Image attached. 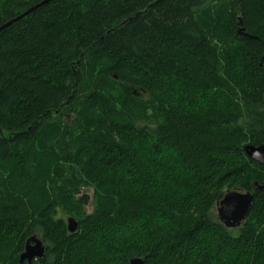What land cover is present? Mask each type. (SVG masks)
<instances>
[{
  "label": "trees",
  "instance_id": "obj_1",
  "mask_svg": "<svg viewBox=\"0 0 264 264\" xmlns=\"http://www.w3.org/2000/svg\"><path fill=\"white\" fill-rule=\"evenodd\" d=\"M41 3L0 32V264L32 235L36 264H264V190L212 216L264 186V0H0V27Z\"/></svg>",
  "mask_w": 264,
  "mask_h": 264
},
{
  "label": "water",
  "instance_id": "obj_2",
  "mask_svg": "<svg viewBox=\"0 0 264 264\" xmlns=\"http://www.w3.org/2000/svg\"><path fill=\"white\" fill-rule=\"evenodd\" d=\"M45 3V2H44ZM36 5L26 12L18 16L17 18L9 21L8 23L0 27V32L9 27L14 22L29 15L35 11L39 6ZM245 38L251 39L250 36L243 34ZM244 153L246 157L260 165H264V144L257 146H246ZM256 191L254 193H245L238 190L230 191L218 198L215 203V220L226 230L238 229L245 221L249 210L251 208L254 195L261 190H264V186H257L254 184ZM66 228L68 233L73 234L77 230V223L75 220L68 218L66 220ZM45 257V247L43 242L37 238L36 235H32L25 242L22 253L19 255L18 264H36L37 260H41ZM128 264H145L140 258H130Z\"/></svg>",
  "mask_w": 264,
  "mask_h": 264
},
{
  "label": "rangeland",
  "instance_id": "obj_3",
  "mask_svg": "<svg viewBox=\"0 0 264 264\" xmlns=\"http://www.w3.org/2000/svg\"><path fill=\"white\" fill-rule=\"evenodd\" d=\"M2 1V0H1ZM85 193L88 195L89 198H92V191L89 190V191H85ZM86 213H91L92 211V206L91 205H88L85 209ZM216 215V210L215 208L213 209V213H212V216L214 217Z\"/></svg>",
  "mask_w": 264,
  "mask_h": 264
},
{
  "label": "flooded vegetation",
  "instance_id": "obj_4",
  "mask_svg": "<svg viewBox=\"0 0 264 264\" xmlns=\"http://www.w3.org/2000/svg\"><path fill=\"white\" fill-rule=\"evenodd\" d=\"M257 187H255V189H256ZM256 191V190H255Z\"/></svg>",
  "mask_w": 264,
  "mask_h": 264
}]
</instances>
